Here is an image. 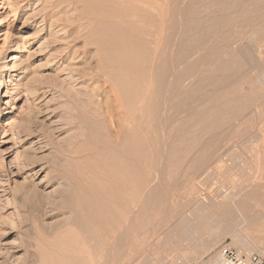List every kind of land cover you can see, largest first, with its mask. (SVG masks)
Returning a JSON list of instances; mask_svg holds the SVG:
<instances>
[{"label":"rangeland","instance_id":"374dc122","mask_svg":"<svg viewBox=\"0 0 264 264\" xmlns=\"http://www.w3.org/2000/svg\"><path fill=\"white\" fill-rule=\"evenodd\" d=\"M15 2L16 12L0 3V264H45L67 250L79 264H205L225 244L264 257V0ZM138 7L139 18L122 17ZM108 53L136 54L146 73L108 75ZM128 127L148 157L145 181L110 174L115 159L91 134L112 131L128 148ZM31 160L43 167L34 191ZM95 203L115 207L86 206ZM238 210L242 242L218 227ZM96 217L112 233L85 221ZM178 227L205 236L203 246Z\"/></svg>","mask_w":264,"mask_h":264},{"label":"bare ground","instance_id":"6f19581e","mask_svg":"<svg viewBox=\"0 0 264 264\" xmlns=\"http://www.w3.org/2000/svg\"><path fill=\"white\" fill-rule=\"evenodd\" d=\"M2 1H0V3ZM11 2L12 3L10 5L14 8L13 11H15L17 9V7H18V3L15 2V0H13V1L11 0ZM124 12H126V11L124 10ZM143 13H144L143 10L138 7V8L131 9V14H130V12L128 14H126V15H129L130 14L129 16H122V17L125 20H135V19L139 18L140 15H142ZM146 13H148V12L146 11ZM149 18H151V17H149ZM107 26L113 29V28H116L117 27V23H115V22H109V23H107ZM131 29L132 30H130V31H134L136 33V35H137V39L140 41V38L138 36L139 30H138L137 26H131ZM125 33H128L129 34L130 32H127L126 31ZM135 55L136 54L129 55V54H119V53H111V54L108 53L106 55V58L103 59V64H104V67L103 68H104L105 72L108 73V75H110V76L112 75V76H114V78H117V79H120V80L125 79L127 77V74H130V73H132V74H143V73H146V67L143 64L138 63V62L137 63H133L132 62L133 56H135ZM12 58H14V56H12L10 58V60ZM15 66L16 65H14V62H12V64L10 65V71H11V73L8 74V79H6L4 81V82H11L9 85H14V82H13L12 79H13V77L15 75L14 74ZM158 66H159V69H160V64ZM161 66H163V65H161ZM185 71H187V70L185 68H183L180 71V74L179 75L182 76L183 75V72H185ZM161 72H163V68H162ZM158 74H160V73H158ZM161 74L159 75V77L161 76ZM70 81H68V82H70ZM118 83L121 85V82H118ZM71 85H72V87L74 86L73 84H71ZM139 85H140V82H139ZM5 87H6L5 88V91L1 94L2 95L1 99H4V98L9 97V94H10V91L9 90L10 89L8 90V87L7 86H5ZM125 87H126V89H130L131 88L130 87V83L127 82L125 84ZM184 89L185 88H183V89L181 88L182 91H184ZM92 100H93V98H92ZM92 100L87 95V100H85L84 102H82V104H84V106L87 107V106H89V103H91ZM12 108H15V107H12ZM94 111L96 113H98V112L100 113L99 110H94ZM107 115L109 116L110 119L112 118V113L110 111L107 112ZM93 125L95 127H98L99 126V128H103L101 121H98V120L94 121L93 122ZM116 129L118 130L117 132H116ZM110 130H112V129H110ZM114 130H115V133H116L115 136L118 137V138H120L121 137V131H120V129L115 128ZM17 132H18V130H17ZM111 132L112 131L108 132V135L107 134L102 135L100 138L94 132H91V134L95 137L96 141L105 144V147H106V149L108 151V154L115 159L114 166L109 170V173L112 174V175H118V176H120L121 179H122V182L124 181V178L126 180H129L131 178L135 180L137 178L136 181H145L146 178H147L146 175H145L146 174L145 172L147 170L145 171L144 164L147 162L146 159L148 157L144 154L145 153L143 151L144 150V146H143V143L140 141V138H139V135L137 134V132L135 130L130 131V127H128L127 128V131L124 132V135L122 137H123V140H126L125 141L126 142L125 144H129V147L128 148L126 146H122V144L120 143V141L119 142H115L114 139L111 137V136H113V133L111 135ZM111 140H113L114 143H112ZM7 141L12 142L9 139V137H8V140ZM110 143H112L113 144V147L115 149H117L116 150V153H115V149L110 146ZM124 156L126 157V159H128L131 162H133V164H134V167L131 170H129L127 168L128 172H126V173L123 172L122 167H121L120 170L118 169V166L121 165L120 162H119V159H121ZM33 164H34V161L29 162L27 164L28 166H31V169H32V172L30 174H28V178H29L28 179V182H31V183H28V190L29 191L36 190L37 185L41 184L40 181L35 182V180H36V178H38L39 174L43 171V167L42 166L39 169H37V170L34 171L33 170ZM146 165H148V164H145V166ZM134 175H136V176H134ZM35 176H37V177H35ZM126 180H125V182H127ZM125 189H127V188L124 187V191H125ZM136 189H137V187H134L132 189V191L134 193H136ZM151 194H152V192H151V190H149L147 192V194H146V198L149 199L151 197ZM116 195H117V193L115 194V196ZM116 198L119 201V195L116 196ZM125 198L126 197L123 194L120 202L123 201V200H125ZM224 200H226V199H223V201ZM86 206H88L90 208V210H93V209L98 208V207L105 208V209L107 207H110V208L111 207H115L114 205H104V204H100V203H95V204H92V205H88L87 204ZM142 207L145 208V207H147V205H145V206L142 205ZM95 219H97V220H92V221H88V220H85V219L84 220L87 223H89V224H92V225H95V226H99V229L102 231L103 230V227H104V224H105V218L100 219V218H97L96 217ZM84 220L76 219V222L80 224V229H84L85 228V223L86 222ZM247 222H248L247 218H244L243 213L242 212H239V210H238V213H236V217L235 216H231V215H226V216L222 217V219L219 220L218 227L220 228L221 232H223V234H228V235L234 236V238H235V240L237 242H242L241 241V238H243L246 235L244 233H242L243 231L241 230V228L244 225H246ZM188 226H191V225L188 224ZM183 227H181V228L178 227V230L180 232V236H181V238L183 240L187 239L186 241L188 243H190V244L194 243L195 245H202L203 246V244L206 241L205 236L200 237V234L198 233V231H194V230H192L190 232L187 231V235H183L182 234ZM103 232H105V233H112L111 231H109L107 229H105V230L102 231V235H104ZM83 234L85 235L84 236L85 239H87V238H89V237H91L93 235H97V234L99 236V233H97V232L92 233L90 231L84 232ZM208 237H210V235ZM95 239H96L95 241H98V240L106 239V237L104 236V238L102 237V238H95ZM209 239H211V238H209ZM185 247H189V246H184V247L183 246H179L178 248L179 249H185ZM170 250H171V247H166V249L164 247V248H161V249L157 250V253L164 255V254H167V252H169ZM69 252H71V251L70 250H67L65 253H61V254H59L57 256H51L49 258H45V260H46L45 261V264H54L56 261H59V262L66 261V262H69V264L70 263L71 264H79L80 261H81L80 260L81 259V256L78 255L76 257H73V256H71L69 254ZM107 256L109 257L110 255L109 254L108 255L106 254V257ZM107 259L108 258H106V260ZM211 259H213V257ZM163 263H164V258L163 259H158L156 261H147V262H146V260L144 261V259H143V260L140 261L139 264H163ZM105 264H108V261ZM111 264H115V263H111Z\"/></svg>","mask_w":264,"mask_h":264},{"label":"built area","instance_id":"2783aa9c","mask_svg":"<svg viewBox=\"0 0 264 264\" xmlns=\"http://www.w3.org/2000/svg\"><path fill=\"white\" fill-rule=\"evenodd\" d=\"M205 264H264V257L255 253L245 254L225 244L219 248L217 260Z\"/></svg>","mask_w":264,"mask_h":264}]
</instances>
